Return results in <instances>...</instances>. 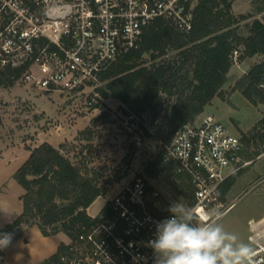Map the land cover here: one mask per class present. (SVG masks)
<instances>
[{
    "label": "built area",
    "instance_id": "2783aa9c",
    "mask_svg": "<svg viewBox=\"0 0 264 264\" xmlns=\"http://www.w3.org/2000/svg\"><path fill=\"white\" fill-rule=\"evenodd\" d=\"M198 0H0V67H25L20 80L44 92H82L102 86L101 74L117 57L139 47L145 29L163 19L179 33L192 30ZM239 50L233 52L237 61ZM259 91L264 96V63ZM89 105L92 101L88 102ZM126 128L149 129L146 116L129 112ZM243 143L212 115L186 123L166 146L164 162L192 185L200 223L217 219L220 187L240 168ZM158 192L138 175L124 183L108 212L62 256L64 264H154L150 241L171 213L155 212ZM101 211V210H100ZM96 217V216H95ZM250 246L264 264V220L250 221ZM10 234V233H8ZM10 244V243H9ZM9 244L0 248V260Z\"/></svg>",
    "mask_w": 264,
    "mask_h": 264
},
{
    "label": "trees",
    "instance_id": "16d2710c",
    "mask_svg": "<svg viewBox=\"0 0 264 264\" xmlns=\"http://www.w3.org/2000/svg\"><path fill=\"white\" fill-rule=\"evenodd\" d=\"M234 1L198 0L192 30L186 35L163 19L155 20L145 29L139 47L117 57L101 74L102 86L96 88L103 99L117 100L124 116L129 112L146 116L149 129L140 127L146 136L160 142L161 150L145 171L151 176L173 177L174 189L187 197L190 205L192 185L164 162L166 146L179 128L196 122L213 98L221 95L235 50H239V61L264 57V16L246 24L247 33L243 34L240 23L249 16L234 15ZM257 12L264 13V6ZM263 63L252 65L236 83V88L252 103L257 96L264 98L257 87ZM25 69L26 66L0 67V84L12 86ZM84 134L88 135L82 138ZM92 136L85 129L75 142H65L59 147L43 142L28 148V158L13 174L23 189L19 197L22 211L0 234L36 226L45 237L62 234L69 240L60 243L53 255L37 264H64L62 256L98 220L87 210L98 197L107 196L109 190L100 182L102 168L92 163L89 144ZM77 139L87 144H79V148ZM134 152V149L127 152L124 161L131 160ZM231 180L232 177L221 185L220 197L230 188ZM110 205L111 201H107L100 212H108Z\"/></svg>",
    "mask_w": 264,
    "mask_h": 264
},
{
    "label": "rangeland",
    "instance_id": "374dc122",
    "mask_svg": "<svg viewBox=\"0 0 264 264\" xmlns=\"http://www.w3.org/2000/svg\"><path fill=\"white\" fill-rule=\"evenodd\" d=\"M262 6L264 0L233 2L234 15L249 16L240 23L243 34L247 33L246 24L263 18L264 13L257 12ZM262 61L263 56L234 61L221 95L213 98L197 119L207 114L214 116L230 134L240 137L243 143L241 154L251 160L233 177L230 188L221 194L222 207L213 211L214 216L220 215L217 220L226 232L236 234L249 245L250 221L264 220V98L257 96L252 103L236 88V83L252 65ZM90 101L91 105L88 104ZM124 117L117 100L112 97L103 99L100 93L95 95L90 88L82 92L49 93L26 85L20 78L12 86L0 84V148L8 142L14 144L12 153L16 160L26 158L27 147L43 142L53 145L62 141L72 143L85 129L93 134L89 143L92 163L96 168H102L100 182L109 192L90 206L91 215L97 216L105 201H111L124 183L138 175L144 176L151 190L159 194L156 201L159 209L153 211L170 213L169 207L179 198L190 207L188 198L174 189L173 177L167 179L163 174L151 176L146 173V165L158 155L161 144L146 136L140 126L126 128ZM78 139L77 147L85 144ZM133 149V158L124 161L127 152ZM14 184L15 188L11 187L6 202L2 203H7L11 210L21 207L17 198V190L20 192L21 187L16 181ZM59 240L69 242L66 236H59ZM32 242L33 248L43 254L50 253L56 244L55 239L40 233Z\"/></svg>",
    "mask_w": 264,
    "mask_h": 264
},
{
    "label": "clouds",
    "instance_id": "9594fccd",
    "mask_svg": "<svg viewBox=\"0 0 264 264\" xmlns=\"http://www.w3.org/2000/svg\"><path fill=\"white\" fill-rule=\"evenodd\" d=\"M168 211L171 216L157 224L155 239L150 241L154 264H259L248 243L226 232L217 219L200 223L196 210L182 198ZM10 241V234H0V248Z\"/></svg>",
    "mask_w": 264,
    "mask_h": 264
},
{
    "label": "crops",
    "instance_id": "0c3cea01",
    "mask_svg": "<svg viewBox=\"0 0 264 264\" xmlns=\"http://www.w3.org/2000/svg\"><path fill=\"white\" fill-rule=\"evenodd\" d=\"M80 142L87 144V141L85 140H82ZM62 143H64V141L56 145L53 144L51 145H53L54 147H59L60 144ZM13 145L14 144L12 143L10 144V142H8L5 147L0 148V230L5 228L6 225L13 222L20 215L22 211V203H21V207H18L16 210L15 209L11 210L7 203L2 205L3 202H6L11 187L15 188V184H14L15 180L13 179L14 172L28 158L30 153L28 147L25 148V150L27 151L26 158L25 159L22 158L23 160L21 159L20 161H18L16 160L15 155L12 153V150L14 149ZM38 145L29 148L32 149L37 147ZM250 162L251 160H249L246 156L241 154L240 164H239L240 168L237 172L231 174L229 178L231 177L233 178L234 176L238 175L239 172L245 169ZM20 190H21L20 192L19 190H17L18 200L19 197L23 194V189L21 188ZM106 203L107 201H105L102 208ZM89 208L87 210L88 214L92 217H95L94 215H91L89 213ZM39 233L41 234L40 230L36 226L22 227L11 232L10 244L6 249L2 258L3 264H37L43 261L44 259L50 257L51 255H53L57 251L60 243L62 242L68 243L67 240L66 241L59 240V236H64L62 234L51 236L50 238L56 240V244L54 245V248L50 253L43 254L44 252L35 250L33 248V242H32L33 238L34 240L37 239L39 237Z\"/></svg>",
    "mask_w": 264,
    "mask_h": 264
}]
</instances>
